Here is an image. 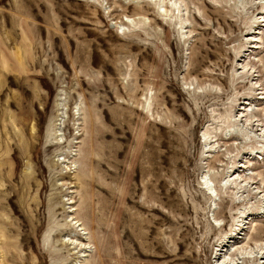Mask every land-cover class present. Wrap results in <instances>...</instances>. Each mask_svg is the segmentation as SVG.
<instances>
[{
  "label": "rangeland",
  "instance_id": "1",
  "mask_svg": "<svg viewBox=\"0 0 264 264\" xmlns=\"http://www.w3.org/2000/svg\"><path fill=\"white\" fill-rule=\"evenodd\" d=\"M159 2L0 0V264H264V0Z\"/></svg>",
  "mask_w": 264,
  "mask_h": 264
},
{
  "label": "bare ground",
  "instance_id": "2",
  "mask_svg": "<svg viewBox=\"0 0 264 264\" xmlns=\"http://www.w3.org/2000/svg\"><path fill=\"white\" fill-rule=\"evenodd\" d=\"M160 4H161V7L163 8V11L164 12H167L168 10H166V4H165V0H160V2H159ZM174 4H176V2H174ZM249 4V3H248ZM254 7V6H253ZM178 9V8H177ZM248 12V11H247ZM125 16V15H124ZM129 17V16H128ZM263 17V16H262ZM249 23V22H248ZM255 27V26H254ZM258 29V28H257ZM249 30V29H248ZM254 32V31H253ZM251 34V33H250ZM258 39V38H257ZM253 45V44H252ZM263 45V44H262ZM262 47V46H261ZM57 100V99H56ZM59 100V99H58ZM60 101V100H59ZM57 105H58V102H57ZM63 106V105H62ZM64 112V111H63ZM62 112V113H63ZM249 114V113H248ZM62 118V117H61ZM56 121V120H55ZM55 121H53V123H52V125L53 126H55L56 125V123H55ZM237 124V123H236ZM58 125V124H57ZM232 125V124H231ZM236 126V125H235ZM235 126H233V128L235 129V130H239V129H237ZM240 126V125H239ZM52 127V126H51ZM230 127H232V126H230ZM229 128V127H228ZM227 128V129H228ZM231 129V128H230ZM241 130V129H240ZM243 130V129H242ZM234 131V130H233ZM244 132V131H243ZM261 134V133H260ZM203 136H207V134H205V135H203ZM209 137V136H208ZM207 137V138H208ZM227 138V137H226ZM255 142V141H254ZM204 143V142H203ZM257 143V142H256ZM207 146V145H206ZM261 156V155H260ZM239 163V162H238ZM246 163V162H245ZM254 171V170H253ZM256 174V173H255ZM230 177V176H229ZM234 177V176H233ZM231 179V178H230ZM208 180H209V178H208ZM210 182V180L209 181H207V180H204V182H202V183H204L205 184V187L207 188V190L209 191V194L210 195H214L215 197H217L218 196V192H217V190H216V186L214 187V186H212V182L211 183H209ZM214 184V183H213ZM229 189V188H228ZM213 201H215V200H213ZM263 203V202H262ZM263 205V204H262ZM216 220V219H215ZM69 238V237H68ZM232 247L234 246V245H231ZM231 246H230V248H231Z\"/></svg>",
  "mask_w": 264,
  "mask_h": 264
}]
</instances>
